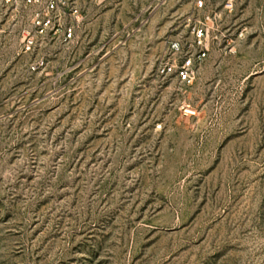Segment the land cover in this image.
Listing matches in <instances>:
<instances>
[{
  "label": "rangeland",
  "instance_id": "1",
  "mask_svg": "<svg viewBox=\"0 0 264 264\" xmlns=\"http://www.w3.org/2000/svg\"><path fill=\"white\" fill-rule=\"evenodd\" d=\"M196 1L0 0V264H264V0Z\"/></svg>",
  "mask_w": 264,
  "mask_h": 264
},
{
  "label": "built area",
  "instance_id": "2",
  "mask_svg": "<svg viewBox=\"0 0 264 264\" xmlns=\"http://www.w3.org/2000/svg\"><path fill=\"white\" fill-rule=\"evenodd\" d=\"M19 1L35 7L33 22L37 33L47 34L53 31L54 34L61 35L65 42H71L75 38L76 27L81 17L78 0ZM203 4V0L196 1V7H202ZM65 17L69 21H66ZM193 33L200 49L197 52L188 51L181 55L180 63H164L160 70L163 74L175 72L179 80L185 84H191L194 81L196 64L206 56L208 50L205 43V28L199 25L194 26ZM32 44H34V38L28 36L27 46L30 48ZM169 50L174 54H181L182 46L179 41H170Z\"/></svg>",
  "mask_w": 264,
  "mask_h": 264
}]
</instances>
